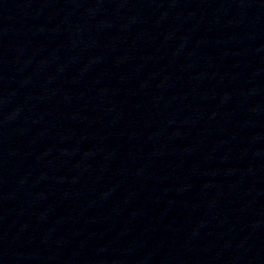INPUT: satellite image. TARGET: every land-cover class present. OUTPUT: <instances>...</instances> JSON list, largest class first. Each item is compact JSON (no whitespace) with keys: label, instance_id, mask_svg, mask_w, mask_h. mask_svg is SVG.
I'll return each instance as SVG.
<instances>
[{"label":"water","instance_id":"1","mask_svg":"<svg viewBox=\"0 0 264 264\" xmlns=\"http://www.w3.org/2000/svg\"><path fill=\"white\" fill-rule=\"evenodd\" d=\"M0 264H264V0H0Z\"/></svg>","mask_w":264,"mask_h":264}]
</instances>
